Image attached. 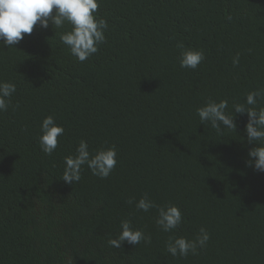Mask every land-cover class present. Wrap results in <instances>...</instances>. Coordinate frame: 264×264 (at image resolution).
I'll return each mask as SVG.
<instances>
[{
    "label": "trees",
    "instance_id": "trees-1",
    "mask_svg": "<svg viewBox=\"0 0 264 264\" xmlns=\"http://www.w3.org/2000/svg\"><path fill=\"white\" fill-rule=\"evenodd\" d=\"M95 15L105 41L84 62L51 24L0 46V80L16 85L0 113V264H264V172L245 163L247 115L217 131L196 114L208 99L231 112L264 87V0H98ZM180 44L204 53L196 69L180 67ZM48 115L64 128L51 155L38 143ZM81 140L90 152L114 145L117 164L104 179L83 166L71 185L64 157ZM142 196L178 206L181 225L161 230L155 207H135ZM122 219L148 241L112 247ZM200 227L204 248L167 253L170 237Z\"/></svg>",
    "mask_w": 264,
    "mask_h": 264
},
{
    "label": "clouds",
    "instance_id": "clouds-1",
    "mask_svg": "<svg viewBox=\"0 0 264 264\" xmlns=\"http://www.w3.org/2000/svg\"><path fill=\"white\" fill-rule=\"evenodd\" d=\"M98 0H0V46L15 47L30 35L35 26L48 28L51 24L62 44L78 61L84 62L97 53L99 45L105 41V29L108 24L103 18H97ZM179 65L182 68L196 69L204 59L200 50L179 45ZM17 49V48H16ZM233 64L239 62L237 55ZM16 92V85L10 81L0 80V113L5 112L10 104V98ZM264 87L250 90L243 102H233L231 112H228L227 99L219 101L208 99L196 109L201 124H209L213 129L221 131L223 128L235 130L234 113L247 115L244 127L247 142L252 145L247 151L248 167L258 172H264ZM64 128L48 115L40 124L38 143L40 149L51 155L58 146V137L62 136ZM117 151L115 146L100 147L94 152L89 151L86 141H79L75 154L64 157L62 179L68 184L81 180L83 166L94 176L107 178L116 167ZM132 203V201H129ZM135 207L144 212L156 208V224L164 232H173L183 221V216L175 204L166 203L155 205L147 196H142L135 202ZM120 231L115 238L109 240L113 247L120 248L122 242L137 245L141 241L147 242L149 237L140 229L132 227L128 219H122ZM210 239L205 227H200L195 239L184 236H172L165 248L171 256L185 257L189 253L196 254L198 248H204Z\"/></svg>",
    "mask_w": 264,
    "mask_h": 264
}]
</instances>
